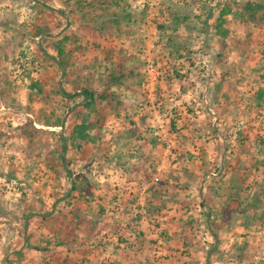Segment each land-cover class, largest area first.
<instances>
[{"label": "rangeland", "instance_id": "rangeland-1", "mask_svg": "<svg viewBox=\"0 0 264 264\" xmlns=\"http://www.w3.org/2000/svg\"><path fill=\"white\" fill-rule=\"evenodd\" d=\"M87 1L0 0V264H66L70 225L117 210L104 179L126 162L171 198L151 212L174 213L159 233L178 261L264 264V0Z\"/></svg>", "mask_w": 264, "mask_h": 264}, {"label": "crops", "instance_id": "crops-1", "mask_svg": "<svg viewBox=\"0 0 264 264\" xmlns=\"http://www.w3.org/2000/svg\"><path fill=\"white\" fill-rule=\"evenodd\" d=\"M135 119H137L136 116L132 120ZM122 123L125 122L122 120ZM154 124L157 126L156 122ZM144 129L145 127L140 128V130ZM142 136L145 137L139 138V143L147 145L148 135L143 131ZM147 148L151 149V147ZM126 166H121L119 170L118 168L109 170L112 175L104 179L121 181L116 182L120 185L116 195V204H119L117 210L100 217L98 220L100 222L95 227L94 221L82 214L80 219H76L77 228L73 227L71 236L63 239L58 252L62 254L60 258L67 260L66 264L68 261L69 264H185L184 260L178 261L174 255L178 252L175 249V247L178 248V244L172 233L169 238L162 236L161 231L159 233L162 227L167 228L174 223V213L163 209L161 210L163 212L159 214L151 212L158 204L160 197L167 198L166 204L171 201V198L169 199L167 193L166 196L158 197L156 188H151L150 181L145 184L143 179H139L140 177L129 179L132 173L143 175L144 171H141V168L136 171L128 162ZM157 168L162 167L158 165ZM119 173L121 176L118 178ZM144 181L148 180L144 179ZM118 208H120L119 211ZM184 238L183 236L182 239ZM48 251L45 249L41 253L48 254ZM50 263L64 264L55 259H52Z\"/></svg>", "mask_w": 264, "mask_h": 264}, {"label": "trees", "instance_id": "trees-1", "mask_svg": "<svg viewBox=\"0 0 264 264\" xmlns=\"http://www.w3.org/2000/svg\"><path fill=\"white\" fill-rule=\"evenodd\" d=\"M87 2H88V6H93V5H95V3H99V4H102V5H105L108 7V6H111L112 3L116 2V0H98V1H87ZM247 7L250 10H255V9L259 8L260 6L257 4L248 3ZM220 32L223 34L224 31L221 30ZM60 43H62V40ZM60 43H56V45H54V47H55L56 53H57V61L60 64V66L64 67L66 65L67 61L64 60V51H63V47ZM81 91L83 92V94H89L90 100L93 98V94L91 93V91H89L88 88L82 87ZM97 97L103 99V98H107L108 96L105 95L104 93H102V94H98ZM86 105H89V103H86ZM88 128H89V125L85 121L76 122L72 126L71 131L68 133L67 138L71 142H73L75 140L76 141L87 140V139H89V134L87 133ZM76 224H78V223H75V224L72 223V225H70V227L72 226L70 228L71 229L70 232L73 230V227H75V226L77 227ZM67 230L68 229H66V231Z\"/></svg>", "mask_w": 264, "mask_h": 264}, {"label": "built area", "instance_id": "built-area-1", "mask_svg": "<svg viewBox=\"0 0 264 264\" xmlns=\"http://www.w3.org/2000/svg\"><path fill=\"white\" fill-rule=\"evenodd\" d=\"M145 86L147 88V98L153 100L154 96V86L160 77V72L156 69L155 65L151 60H148L145 67ZM154 119L156 121V124L158 128H161V130L165 129V123L164 119L161 117L160 114L156 113L154 116ZM156 179V178H155Z\"/></svg>", "mask_w": 264, "mask_h": 264}]
</instances>
